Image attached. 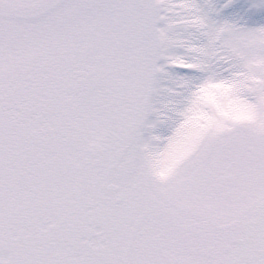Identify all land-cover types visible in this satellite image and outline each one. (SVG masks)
I'll list each match as a JSON object with an SVG mask.
<instances>
[{
  "label": "snow or ice",
  "instance_id": "snow-or-ice-1",
  "mask_svg": "<svg viewBox=\"0 0 264 264\" xmlns=\"http://www.w3.org/2000/svg\"><path fill=\"white\" fill-rule=\"evenodd\" d=\"M0 264H264V0H0Z\"/></svg>",
  "mask_w": 264,
  "mask_h": 264
}]
</instances>
